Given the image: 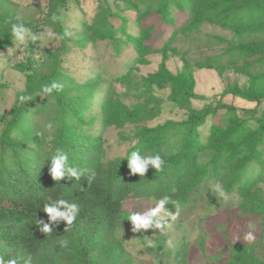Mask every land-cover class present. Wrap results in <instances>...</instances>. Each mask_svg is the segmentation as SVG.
I'll return each mask as SVG.
<instances>
[{
	"label": "trees",
	"instance_id": "obj_1",
	"mask_svg": "<svg viewBox=\"0 0 264 264\" xmlns=\"http://www.w3.org/2000/svg\"><path fill=\"white\" fill-rule=\"evenodd\" d=\"M175 1L94 0V15L90 21L83 19L77 38L67 33L61 17L71 5L82 10L80 0H47L25 20L13 18L5 9L0 11V50L15 48L11 23H23L38 35L34 22L41 21L51 27L58 41L56 51L47 44L38 47L40 39L23 49L26 59L17 68L23 70L25 88L15 94L9 113L2 116L0 258L16 259L17 264H121L124 246L116 232L129 222L127 203L142 197L159 200L167 195L168 205L178 209L195 197L203 178L235 193L239 201L234 210L242 216L264 215V197L253 191L264 172L259 149L264 141V109L259 115L237 117L232 109L220 113L223 105L217 99L200 109L193 108L190 100L198 96L193 90L192 73L184 70L173 74L161 64L147 84H171L173 91L168 100L174 106L185 107V117L140 126L124 155L107 157L103 132L108 127L121 128L127 123L152 119L162 112L166 101L160 98L157 102L152 93H145L142 88L134 94L138 98L149 97L150 106L128 105L113 96L114 81L124 85L122 95L133 94L129 86L132 66L116 76L107 74L108 82L103 67L83 81L67 73L64 58L90 48L98 54L97 58L115 60L124 54L125 63L129 58L127 51L131 50L136 52L131 60L142 61L151 50V45L144 43L151 35V26L145 27L144 21L153 11L169 22L170 8L182 10L187 15L185 24L194 19L222 20L225 26L238 29L264 24V0H177L178 5ZM168 42L169 38L159 49ZM38 52L39 59H35ZM254 52L264 54L263 46L241 47L223 56L232 63L235 56ZM212 59L200 66H211ZM43 61L45 72L40 69ZM52 81L63 84V89L51 96L43 95L42 86ZM104 86L106 94L96 108L92 101H99L100 97L95 96L105 90ZM226 92L230 91L225 90L220 96ZM233 93L255 103L257 110L264 101V88ZM20 96L28 100L21 103ZM96 119L100 129L93 125ZM208 121L209 131L203 134ZM58 148L68 153L71 165L85 170L80 180L52 179L50 159ZM137 150L141 156L159 154L166 161L163 171L149 167L145 176L130 174L126 158ZM93 173L94 178L89 179ZM58 199L77 204L79 215L72 225L62 221L50 234H44L37 228L38 220L48 222L44 205ZM260 236L264 240V226ZM159 240L154 247H148L157 259L163 252ZM226 250L225 264H264L261 241L229 242Z\"/></svg>",
	"mask_w": 264,
	"mask_h": 264
},
{
	"label": "rangeland",
	"instance_id": "obj_2",
	"mask_svg": "<svg viewBox=\"0 0 264 264\" xmlns=\"http://www.w3.org/2000/svg\"><path fill=\"white\" fill-rule=\"evenodd\" d=\"M46 2L47 0H0V11L5 9L13 14V18L25 20L32 16L36 6ZM174 3L178 5L177 0ZM80 4L82 10L71 5L61 17L67 33L73 38L78 37L77 33L80 31L83 19L90 21L95 11L94 0H80ZM169 13L172 16L169 22L161 20L156 11L146 17L144 26H151V35L144 43L151 45V50L138 63L131 60V57L136 56V52L131 50L127 51L129 58L126 57L125 63H122L124 54L115 60L106 57L97 58L98 54L96 55L91 48L86 49L87 52L80 51L79 54L69 53L64 58L68 75L78 81H83L88 76L101 71V67L106 71L108 78V75L116 76L128 66H132L130 74L132 81L129 86L133 94L122 95L121 93L125 91L124 85L114 81L113 96L128 105L150 106L152 101L149 97L138 98L134 94L142 88L145 93H152L157 102L160 98L166 101L162 112L152 119L127 123L121 128L108 127L103 132L107 157L124 155L131 146V137H134L140 126L146 124L155 126L168 119L182 120L185 117L187 109L174 106L168 100L173 91L171 84L160 86L157 83L147 84L151 82L150 76L159 71L161 64L173 74L184 70L187 74L192 73L193 90L198 96L190 100L193 108L200 109L206 103L217 99L219 104L223 105L219 110L220 113L232 109L237 117L259 115L260 109H264V101L257 110L255 103L233 95L235 94L233 92H255L264 88V54L254 52L249 56L244 54L235 56L232 63L228 56H223L241 47L257 45L264 48V24L241 29L225 26L222 20L215 22L194 19L185 24L187 15L182 10L170 8ZM34 23L38 35L41 36L38 47L47 44L51 50L56 51L54 48L58 41L51 27L41 21ZM129 28L135 30L134 26ZM133 33L138 34L135 31ZM168 38L166 47L159 49ZM13 46H15L13 49L0 50V130L2 119L9 113L15 94L25 88L23 70L17 67H22L21 63L25 61L26 53L17 49L14 43ZM38 57L39 52L35 54V59H39ZM209 58H214L210 60L213 64L201 67L200 64H204ZM43 62L40 69L45 72L46 62ZM106 87L104 86L105 90L96 94V98L100 97L99 101L97 99L92 101V105L96 108L106 94ZM225 90L230 92L220 96ZM97 121L98 119L93 125L100 129ZM209 123L210 121L203 127V134L209 131ZM259 149L263 153L264 160V141ZM259 168L260 166H257L256 169ZM217 185L223 190L218 182L203 178L192 200L185 201L178 209L167 204L166 208L175 214V219L169 221L171 227L163 232L151 229L133 232L130 221L120 226L116 235L124 246L123 254L120 255L121 264H225L228 257L226 247L229 242H250L244 237L251 233L254 237L252 241H261L264 244V240L260 238L264 215L242 216L240 211L234 210L239 197L225 190H223L224 196L219 195L216 191ZM253 191L264 197V172L253 187ZM157 201L145 197L137 198L128 202L127 208L131 214L143 213L154 207ZM158 239L162 240L163 245L160 259L156 258L155 252L148 249L154 247ZM168 240L172 241L173 247H168L166 243ZM261 247L260 245L259 249Z\"/></svg>",
	"mask_w": 264,
	"mask_h": 264
},
{
	"label": "clouds",
	"instance_id": "obj_3",
	"mask_svg": "<svg viewBox=\"0 0 264 264\" xmlns=\"http://www.w3.org/2000/svg\"><path fill=\"white\" fill-rule=\"evenodd\" d=\"M11 36L17 49L23 50L28 47L29 42H35L41 38L40 35L32 32L31 29L26 27L23 23H11ZM63 84L52 81L49 84H45L41 88V92L45 96H51L54 91H61ZM20 102L24 103L28 100L26 96H20ZM50 127V126H49ZM128 161V168L130 174H138L139 176H145L149 167L156 171H163L166 161L159 155L141 156L139 150L132 151L126 158ZM50 175L56 182H60L62 179L67 180H80L85 175V170L73 166L69 163L68 153L62 149H56V153L50 159ZM95 173L92 174L89 179L94 178ZM216 191L219 195L224 196L223 190L217 185ZM170 198L166 195L160 198L154 207H151L148 211L143 213L131 214L129 221L132 225L133 232H139L141 230H159L163 232L166 228H170V220L175 219V214L166 208ZM79 206L75 203H69L65 199L50 200L49 203L44 205V212L48 216V222L42 219L38 220L37 228L44 234H50L55 225L60 222H66V225H72L77 216L79 215ZM164 213V215H162ZM245 240L252 241L254 239L251 233H248ZM65 244L67 241L64 242ZM168 247H173L171 240L166 241ZM149 246H151L149 244ZM0 264H17L16 259H9L5 261L0 258Z\"/></svg>",
	"mask_w": 264,
	"mask_h": 264
}]
</instances>
